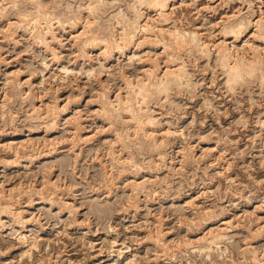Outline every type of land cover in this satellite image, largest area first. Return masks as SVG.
Here are the masks:
<instances>
[{"label": "rangeland", "instance_id": "1", "mask_svg": "<svg viewBox=\"0 0 264 264\" xmlns=\"http://www.w3.org/2000/svg\"><path fill=\"white\" fill-rule=\"evenodd\" d=\"M0 2V264H264V0Z\"/></svg>", "mask_w": 264, "mask_h": 264}, {"label": "bare ground", "instance_id": "2", "mask_svg": "<svg viewBox=\"0 0 264 264\" xmlns=\"http://www.w3.org/2000/svg\"><path fill=\"white\" fill-rule=\"evenodd\" d=\"M101 1V0H100ZM139 2H141V4L142 3H144L145 1L147 2V4L148 5H150L151 6V9L153 10V11H158V15L160 14L162 17H164L165 15H166V13L164 12L165 11V9H166V6L168 5V3L170 2L171 4H172V1L174 2V0H138ZM4 2H6V1H4ZM3 2V3H4ZM9 2H10V0H9ZM15 2V1H14ZM1 3V2H0ZM2 3V4H3ZM11 3V2H10ZM38 4V3H37ZM91 4V3H90ZM93 4V3H92ZM144 7V6H143ZM1 9V8H0ZM87 9V8H86ZM93 9H94V7L93 6H91V5H89L88 6V11H87V13L89 14V15H91V12H93ZM3 10H4V7H3ZM152 11V12H153ZM39 12V11H38ZM151 12V11H150ZM94 13V12H93ZM143 13V11H141L140 13H138L136 16H135V18H134V20H132L131 21V26H132V24H134V23H137L138 22V20H139V17H140V15ZM169 13V12H168ZM41 14H43V13H41ZM93 19V18H92ZM126 19V18H125ZM164 19H167L166 17H164L163 18V20ZM94 20V19H93ZM144 20V19H143ZM45 21H48V20H45ZM36 22V21H35ZM50 22V21H49ZM127 22V21H126ZM51 23V22H50ZM141 23V22H140ZM237 23V22H236ZM35 24V23H34ZM49 24V23H48ZM87 24H88V22H87ZM119 24V23H118ZM227 24V23H226ZM254 31H253V33L254 34H258V37H261L260 38V43L262 44V43H264V19H263V17H258L255 21H254ZM86 25V24H85ZM142 26V28L143 29H146L147 30V28L149 27V24H148V22L147 21H143V23L142 24H140V27ZM155 26V25H154ZM162 26V25H161ZM226 26V25H225ZM232 26V25H231ZM244 25H242V24H240V23H238L236 26H232V27H230V29L228 30L230 33H231V37L233 38V40H232V42H233V44H234V42L236 41V39H237V37H238V34L239 33H242L241 32V29H242V27H243ZM139 27V26H138ZM160 27V26H159ZM39 28V27H38ZM88 28V27H87ZM95 28V27H94ZM122 28V27H121ZM141 28V29H142ZM164 28V27H163ZM84 29V28H83ZM136 29V28H135ZM140 29V30H141ZM159 29H162V28H159ZM86 31V30H85ZM117 31V30H116ZM119 31V30H118ZM226 31V30H225ZM47 32V31H46ZM167 32L170 34V35H173V39L177 42V43H181V40H182V38H183V33L182 32H179V31H176V30H172V29H168L167 30ZM80 33V32H79ZM89 33V32H88ZM151 33H153V32H151ZM228 33V32H227ZM229 33V34H230ZM40 34V33H39ZM145 34V33H144ZM78 35V34H77ZM118 40L116 39V40H114V44H115V47H116V49L118 48V49H121V47L125 44L124 42L126 41V40H129V41H131V40H135V39H133V37H134V34H128V33H126L125 31H121V32H119L118 34ZM158 35V34H157ZM156 35V36H157ZM39 36H41V35H39ZM90 36V35H89ZM148 36V35H147ZM154 36V35H153ZM106 37V36H105ZM114 37V36H113ZM152 37V36H151ZM87 38V37H86ZM85 38V39H86ZM98 38L99 37H97L96 35L95 36H92L91 35V37H89L88 39H87V42L88 43H98V44H101L102 46H104L105 48L107 47V45H108V43H109V40H107V39H105V38H102V39H100V40H98ZM143 38V37H142ZM41 39V38H40ZM76 39V38H75ZM146 39V38H145ZM160 39V38H159ZM77 40V39H76ZM149 40V39H148ZM171 40V39H170ZM192 40H193V38H192ZM138 41V40H137ZM156 41V40H155ZM136 42V41H135ZM185 42V41H184ZM193 42V41H192ZM159 43V42H158ZM186 43H188V42H186ZM194 43V42H193ZM247 43V42H246ZM259 43V44H260ZM197 44V48L199 49V50H202L203 51V49H204V47L206 48L207 47V43L205 42V41H199L198 40V42L196 43ZM136 45V44H135ZM162 45H165V43L163 42V44ZM89 46V45H88ZM166 46V45H165ZM181 46V45H180ZM103 47V48H104ZM163 47V46H162ZM179 47V46H178ZM182 47V46H181ZM209 48V47H208ZM208 48H207V50H208ZM218 48V47H217ZM218 50V52H219V59H220V63H221V66L222 67H224L225 68V73H226V75H227V79H225L226 80V82H228V83H230V82H236V80H238V79H240V77L242 76V73L243 72H245V73H247V74H255V71H256V69H257V67H256V62H255V59H254V55L253 56H251V58H232V60L231 59H229V57L232 55L231 54V51H230V49L226 46V43H225V45L223 46V48L222 49H217ZM105 51V50H104ZM107 52V51H106ZM253 53V52H252ZM118 54V53H117ZM168 55V54H167ZM233 56V55H232ZM109 57H110V55H108L106 58L107 59H109ZM172 57V56H171ZM174 57V56H173ZM256 57V56H255ZM176 58V57H175ZM174 58V59H175ZM258 59V58H257ZM105 61V60H104ZM108 61V60H107ZM167 61V60H166ZM172 61V60H171ZM184 61V60H183ZM218 61V60H217ZM258 62V61H257ZM260 62V61H259ZM168 63V62H167ZM172 64V63H171ZM180 64V63H179ZM181 65V64H180ZM180 65H178V66H172V67H169L168 65H165L166 66V68L164 69V71H163V73H162V75L160 76V75H158V76H160V79H162V81L164 80V82L162 83V87H160L158 90L159 91H161V92H167V85H168V83H169V81H175V82H177V83H180V82H182V74H183V71H184V69L180 66ZM156 66V65H155ZM155 66H153V69H154V67ZM258 66V65H257ZM148 68V67H147ZM151 69V68H150ZM146 71H149V70H146ZM152 71V70H151ZM150 72V71H149ZM147 74V73H146ZM149 74V73H148ZM148 76V75H147ZM157 76V75H156ZM145 77V76H144ZM144 77H143V79H144ZM260 77H261V80H263L264 79V71H262L261 73H260ZM154 80V79H153ZM159 81H161V80H159ZM139 82V81H138ZM137 82V83H138ZM185 82V81H184ZM183 82V83H184ZM129 83V82H128ZM144 83V82H143ZM151 83V82H150ZM153 83V82H152ZM151 83V84H152ZM145 84H146V82H145ZM160 84V83H159ZM129 85V84H128ZM127 85V86H128ZM153 85V84H152ZM181 85V84H180ZM186 85V84H185ZM126 86V85H125ZM135 86V85H134ZM144 86V85H143ZM151 86V85H150ZM232 86H234V85H232ZM137 88V90L140 92V90H141V87H136ZM133 88H131V90H132ZM146 89V88H145ZM148 89V88H147ZM229 89H230V86H229ZM233 89V88H232ZM142 91V90H141ZM127 92V91H126ZM144 92H146V90L144 91ZM148 92V91H147ZM129 94V93H128ZM135 94V93H134ZM142 94V93H141ZM146 94V93H145ZM143 95V94H142ZM105 96V95H104ZM118 96V95H117ZM120 96V95H119ZM128 96H130V95H128ZM123 97V96H122ZM126 97V96H125ZM137 97H138V95H137ZM141 97V96H140ZM143 98H144V96H142ZM103 99V98H102ZM107 99V98H106ZM128 99V98H127ZM118 100V99H117ZM126 100V99H125ZM144 100V99H143ZM142 100V101H143ZM114 101V100H113ZM119 101H122V99L120 98V100ZM128 101V100H127ZM140 101V100H139ZM118 102V101H117ZM125 102V101H124ZM103 103H104V101H103ZM108 103L109 104H113V102H112V100H110L109 99V101H108ZM126 103V102H125ZM124 103V104H125ZM131 103V102H130ZM141 103V102H140ZM140 103H138V104H140ZM145 103V102H144ZM129 104V103H128ZM55 105V104H54ZM114 105V104H113ZM112 105V106H113ZM118 105V104H117ZM116 105V106H117ZM141 105H144V104H141ZM106 106V105H105ZM119 106V105H118ZM133 106V105H132ZM121 107V106H120ZM119 107V108H120ZM52 108V107H51ZM57 108V107H56ZM103 108V107H102ZM118 108V109H119ZM122 108V107H121ZM120 108V115H121V117L123 116V117H125V116H129L130 115V113H131V108L129 107V108H122L121 109ZM134 108V107H133ZM35 109V108H34ZM140 109V108H139ZM65 110H66V108L64 107V106H62L61 105V107H58L57 108V116L58 117H60L61 115H64V112H65ZM144 111V110H143ZM107 112V111H106ZM110 112V111H109ZM53 113V112H52ZM52 115V114H51ZM138 117H139V115H138ZM57 118V117H56ZM131 118H133V120H135L136 119V114L134 115L133 113H131V116H130V119ZM147 118V123H152L153 122V118H151V117H149V116H147L146 117ZM114 119V118H113ZM139 119V118H138ZM128 120V119H127ZM132 121V120H131ZM138 121V120H137ZM141 121V120H140ZM146 123V124H147ZM153 124V123H152ZM138 126V125H137ZM147 126V125H146ZM136 127V126H135ZM132 128L134 129V127L132 126ZM138 128V127H137ZM151 128V127H150ZM146 129V128H145ZM136 130V129H135ZM132 131V130H131ZM152 131V130H151ZM149 133V132H148ZM154 133H155V131H154ZM164 133V132H163ZM152 134H153V132H152ZM151 134V135H152ZM165 134V133H164ZM149 137V136H148ZM119 138V137H118ZM150 138V137H149ZM152 138H154V137H152ZM156 139V138H155ZM119 140V139H118ZM21 141H23V140H21ZM155 141V140H154ZM153 141V142H154ZM11 142H13V141H11ZM23 142H25V140L23 141ZM23 142H21L20 143V145H25V144H23ZM160 142V141H159ZM161 142H163V140L161 141ZM155 143H157V141L156 142H154V144ZM18 144V143H17ZM159 144V143H158ZM165 144V143H164ZM7 145H8V143H7ZM9 145H11V144H9ZM3 146V145H2ZM15 146V145H14ZM22 146V147H23ZM156 146V145H155ZM158 146V145H157ZM16 147H18V146H16ZM21 147V146H20ZM153 147V146H152ZM155 148V147H154ZM158 148V147H157ZM55 150H57V149H55ZM119 154V153H118ZM9 208V207H8ZM226 223V222H225ZM224 229H227V228H224ZM220 235V234H219ZM218 234H216V235H214V236H212V238H218V237H216V236H219ZM210 236V235H209ZM21 237H23V236H21ZM211 238V239H212ZM219 240V239H218ZM212 242H213V240H211ZM210 243V242H209ZM29 246V245H28ZM31 247V245L29 246V248ZM118 254H120V253H117V254H115V256H117ZM112 264V263H111Z\"/></svg>", "mask_w": 264, "mask_h": 264}]
</instances>
